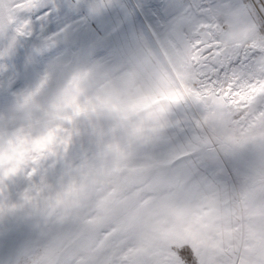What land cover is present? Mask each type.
<instances>
[{
    "label": "rangeland",
    "instance_id": "1",
    "mask_svg": "<svg viewBox=\"0 0 264 264\" xmlns=\"http://www.w3.org/2000/svg\"><path fill=\"white\" fill-rule=\"evenodd\" d=\"M193 1L155 23L153 0H34L14 21L0 0V264H124L194 240L210 204L232 241L259 231L264 103L223 99L264 81L259 0Z\"/></svg>",
    "mask_w": 264,
    "mask_h": 264
},
{
    "label": "snow or ice",
    "instance_id": "2",
    "mask_svg": "<svg viewBox=\"0 0 264 264\" xmlns=\"http://www.w3.org/2000/svg\"><path fill=\"white\" fill-rule=\"evenodd\" d=\"M36 5L34 0H11L7 8V18H14L18 13L31 12ZM155 23L166 22L173 18L183 7L179 0H153L148 6ZM259 20L264 23V0H259V6L252 4ZM88 7L83 3L76 5H61L58 16L87 15ZM29 22H24L19 32L27 29ZM224 100L232 105L247 103H264V81L249 86L246 90L233 92ZM36 147L43 145L44 140L38 139ZM10 171L15 172L12 168ZM4 175H8L7 172ZM181 215H184L183 213ZM187 230L195 233V239L178 244L159 243L156 240L144 245L141 254L131 261L125 259L124 264H264V221L258 232L239 243L229 238L231 225L223 210L216 204H210L187 217Z\"/></svg>",
    "mask_w": 264,
    "mask_h": 264
},
{
    "label": "bare ground",
    "instance_id": "3",
    "mask_svg": "<svg viewBox=\"0 0 264 264\" xmlns=\"http://www.w3.org/2000/svg\"><path fill=\"white\" fill-rule=\"evenodd\" d=\"M200 0H194L193 3L196 6H200ZM218 47V46H217ZM221 51V50H220ZM230 54L229 53V49H225L221 52V54H218V52H216V58L213 59L214 62L218 63V65H223L224 63L228 62L229 58H230ZM205 69V68H203Z\"/></svg>",
    "mask_w": 264,
    "mask_h": 264
},
{
    "label": "water",
    "instance_id": "4",
    "mask_svg": "<svg viewBox=\"0 0 264 264\" xmlns=\"http://www.w3.org/2000/svg\"><path fill=\"white\" fill-rule=\"evenodd\" d=\"M192 7H193V8H195V5H194V3H193V2H192Z\"/></svg>",
    "mask_w": 264,
    "mask_h": 264
}]
</instances>
